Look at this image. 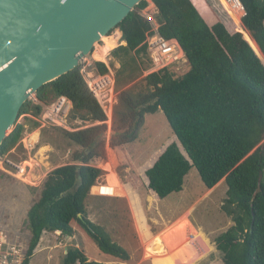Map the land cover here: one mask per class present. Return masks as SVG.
Here are the masks:
<instances>
[{"label": "trees", "instance_id": "trees-1", "mask_svg": "<svg viewBox=\"0 0 264 264\" xmlns=\"http://www.w3.org/2000/svg\"><path fill=\"white\" fill-rule=\"evenodd\" d=\"M219 1L225 4L224 0ZM238 1L244 15L238 21L229 10L227 24L214 17L205 0H144L118 25L125 45L112 51L121 65L116 73L118 95L112 111L110 143L122 148L135 142L145 115L161 111L184 154L175 143L167 146L145 172L148 189L160 200L180 193L191 168L207 190L224 180L227 191L222 210L233 225L214 239L216 250L221 253L223 264H264V0ZM148 2L156 8L157 34L178 42L187 71L176 76L166 69L124 89L149 68L145 42L155 32L141 16ZM230 30L240 32L243 38ZM109 39L105 38L104 44ZM114 48L112 44L110 50ZM97 61V73L107 74L104 60ZM34 95L38 104L27 100L18 117L39 118L43 106L63 97L72 105L73 119L100 125L65 133L70 143L89 154L76 156L81 166L57 168L38 188H32L37 200L27 212L31 238L21 264H29L43 233L59 232L72 237L73 222L100 252L126 262L127 252L86 218L85 201L103 175L88 163L99 156L106 116L89 90L81 67L43 86ZM30 122L37 127L36 122ZM23 133L24 126L16 125L1 144L0 156L15 148ZM209 250L207 243L189 264ZM61 264L103 263L90 262L80 250L69 248Z\"/></svg>", "mask_w": 264, "mask_h": 264}, {"label": "rangeland", "instance_id": "rangeland-1", "mask_svg": "<svg viewBox=\"0 0 264 264\" xmlns=\"http://www.w3.org/2000/svg\"><path fill=\"white\" fill-rule=\"evenodd\" d=\"M205 1L218 21L223 24L230 23L227 19L229 8L222 1ZM224 1L228 3L230 0ZM149 8L148 6L145 11L150 13L151 8ZM229 29L232 27L229 26ZM116 33L119 34L117 29L109 33L107 38L110 39L106 44L104 38L95 44L92 53L79 65L82 70L88 66L87 72L96 74L94 63L98 62L96 60H104L108 68V73L105 75L114 84L113 107L117 104L118 95L115 85L116 73L121 65V61L112 56V51L120 46L117 43ZM230 33L240 32L230 30ZM112 44L115 48L110 50ZM131 56L135 57L134 54ZM143 61L146 64V59ZM136 63L140 65L138 58ZM147 70L124 89L130 88L147 76L145 74ZM170 70L176 76H182L187 71V64L184 66L180 64ZM28 100L38 104L34 94ZM71 108L72 105L69 107L67 119L78 131L100 125V123L73 119ZM112 111L105 113L106 121L103 123L105 127L99 139V156L91 158L88 163L89 166L101 170L103 175L90 190L89 197L85 201L86 218L102 228L113 243L123 248L128 254V260L123 262L100 252L86 232L73 222L72 237H66L59 232L43 233L29 264H61L69 248H77L90 262L103 264H189L207 246V243L210 250L194 264H223L222 255L216 250L214 239L233 225L231 219L222 210L227 191L225 181L221 180L214 188L207 190L196 170L191 168L180 193L171 194L163 200L158 199L148 189L145 172L170 144H177L181 152H183L182 148L161 111L153 115H145L144 126L135 142L126 144L122 148L111 146ZM39 118L31 115L18 117L14 127L24 126L23 136L15 148L0 156V167L3 169L2 171L0 168V231L9 238V241H17L22 257L31 238L27 212L37 200L32 188H38L48 174L57 168L67 165L81 166L82 164L75 159L76 156L81 154L83 158L89 154L86 149L70 143L65 136L66 131L42 125ZM30 121L36 122L37 127H33ZM4 158L15 164L28 161L26 164L31 167L34 161L38 164V168L30 167L24 177L17 178L13 176L14 172L11 169L1 164ZM35 171L39 173L35 175ZM28 176L32 184L26 179ZM35 178L40 181L34 183L37 180ZM187 223L196 231L198 240L195 249L187 251L189 258L181 262L187 257L184 250H181L185 245L186 232L189 229ZM189 239L192 240V236ZM160 242L166 246L168 253L178 251L177 258L156 256L155 247Z\"/></svg>", "mask_w": 264, "mask_h": 264}, {"label": "water", "instance_id": "water-1", "mask_svg": "<svg viewBox=\"0 0 264 264\" xmlns=\"http://www.w3.org/2000/svg\"><path fill=\"white\" fill-rule=\"evenodd\" d=\"M142 1L0 0V146L29 97L76 69Z\"/></svg>", "mask_w": 264, "mask_h": 264}, {"label": "built area", "instance_id": "built-area-1", "mask_svg": "<svg viewBox=\"0 0 264 264\" xmlns=\"http://www.w3.org/2000/svg\"><path fill=\"white\" fill-rule=\"evenodd\" d=\"M145 10L141 12V16L153 26L155 32L152 36L148 37L145 42L149 61V68L145 74L149 75L162 72L166 69L170 70L178 67L180 64L184 66L186 64V59L178 42L174 39H164L157 34V25L154 20V15L156 13H149ZM87 69L88 66L84 67L83 70L81 69V74L89 90L95 97L104 114L111 112L115 103V98L113 97L114 84L112 80L106 75L88 73ZM70 106L71 103L67 99L63 97L56 99L50 105L44 107L39 122L42 125L60 128L66 131V133L77 132L78 129L73 128L67 119ZM26 162L28 163V161H24L15 164L5 158L1 160V164L11 169L14 172L13 176L17 178L24 177L28 168L31 167L27 165ZM32 164L33 166L31 168H38L37 163L33 161ZM1 170L3 171L2 168ZM22 261L23 257L18 250L17 241H9V238L5 237L3 232L0 231V264H21Z\"/></svg>", "mask_w": 264, "mask_h": 264}, {"label": "bare ground", "instance_id": "bare-ground-1", "mask_svg": "<svg viewBox=\"0 0 264 264\" xmlns=\"http://www.w3.org/2000/svg\"><path fill=\"white\" fill-rule=\"evenodd\" d=\"M225 4L229 8V10L233 13L235 18L238 21H240L242 15H243V10H242L241 4L237 0H230V1H228V3L225 2ZM187 226L189 227V229L186 232V238H185L186 240L184 242L185 245L183 246V248H181V250H184V252L186 254L185 256H187V257L183 258L181 262L186 261L189 258L188 255H187V251L195 249L196 243H197V240H198L196 231L190 226L189 223H187ZM189 234H191V235H189ZM187 236H189V237L192 236L193 239L190 240L189 237H187ZM165 247L166 246H163L162 242H160L158 245H156V247H155V255L160 257V258L167 257V258L176 259L178 251L177 252L168 253L166 251Z\"/></svg>", "mask_w": 264, "mask_h": 264}, {"label": "crops", "instance_id": "crops-1", "mask_svg": "<svg viewBox=\"0 0 264 264\" xmlns=\"http://www.w3.org/2000/svg\"><path fill=\"white\" fill-rule=\"evenodd\" d=\"M148 6L151 8V10H150L151 13H154V12L156 13V8L154 7V5H153L152 3H149V2H148ZM150 8H149V9H150ZM115 37H116V36H115ZM120 38H121V35H120V33H119V38H118V40H117V43H118L120 46H124L125 44L121 41ZM37 173H39V172H38V171H35V175H36ZM0 174H1V173H0ZM30 176H31V175H30ZM30 176L26 177V179L31 183V178H29ZM31 177H34V176H31ZM35 179H37V178H35ZM39 181H40V180L37 179L34 183L39 182ZM31 184H32V183H31ZM34 185H35V184H34ZM95 186H96V185H95ZM95 186H93V187H95ZM93 187H92V188H93ZM92 188H91V189H92ZM29 263H30V262H29Z\"/></svg>", "mask_w": 264, "mask_h": 264}]
</instances>
